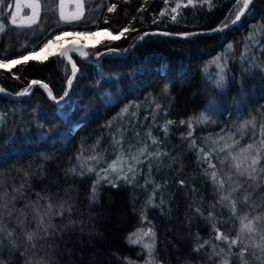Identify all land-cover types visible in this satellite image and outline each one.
<instances>
[{"label": "trees", "instance_id": "trees-1", "mask_svg": "<svg viewBox=\"0 0 264 264\" xmlns=\"http://www.w3.org/2000/svg\"><path fill=\"white\" fill-rule=\"evenodd\" d=\"M56 1L40 0L35 24L17 26L0 20L6 29L0 33V58L29 55L62 31L104 29L118 36L131 24L136 31L117 40L102 39L89 48L125 49L146 30L184 33L220 26L226 17L233 19L243 3L234 7L237 0H195L192 5L187 0H168L166 6L164 0H83L80 21L59 29L50 28L54 22L43 26L39 20L55 18L48 9H54ZM178 2L181 7L171 13ZM112 4L116 8L108 12ZM250 9L237 26L221 33L189 40L152 36L130 55L96 63L77 61L78 75L61 107L50 104L39 89L18 100L0 96V227L4 229L0 264H223L225 258L228 264H264L251 248L242 261L238 253L243 243L228 254V244L215 239L213 228L215 224L229 239L235 238L238 217L245 213L261 217L264 226L263 175L251 186L228 162L220 165L225 153L213 151L218 149V137L238 135L246 121L255 118L260 136L264 126V70L258 66L264 61V45L247 39L250 33L264 38V0H254ZM229 43L234 48L220 57L219 64L227 61V67L218 86L220 69L213 60L225 53ZM245 44L250 49L242 58ZM67 73L65 60L54 52L43 60L29 58L0 70V85L14 93L40 80L58 97ZM126 105L129 112L114 119ZM58 110L68 111L63 119ZM201 114L206 123L198 122ZM190 119L193 129L188 137L187 124L180 121ZM169 120L174 123L165 134ZM149 131L157 144H152ZM113 135L122 138L129 163L135 162L127 154H138L145 144L162 155L150 160L141 157L143 163L136 165L132 183L120 179L113 187L102 180L93 199L96 172L106 168L120 150L113 144ZM193 140L195 148L190 147ZM201 148L212 151V162L226 181L225 191L242 185L232 197L237 216L231 215L230 201L219 202L221 193L211 179L212 169L202 154L198 156ZM92 156L104 160L97 164ZM121 166L127 171V164ZM90 167L95 171L88 172ZM249 190L256 191L252 209L248 200L244 202ZM210 212L212 220L207 219ZM149 228L154 236L144 235ZM28 234H33L31 241ZM205 241L209 243L197 251ZM146 244L154 245L151 254ZM214 246L216 252L221 247L225 252L213 255Z\"/></svg>", "mask_w": 264, "mask_h": 264}, {"label": "snow or ice", "instance_id": "snow-or-ice-1", "mask_svg": "<svg viewBox=\"0 0 264 264\" xmlns=\"http://www.w3.org/2000/svg\"><path fill=\"white\" fill-rule=\"evenodd\" d=\"M53 2H55V0H53ZM195 0H187V3L189 5L194 4ZM208 2L210 3V0H201V3H205ZM254 0H243V7H239L238 11L235 14V18L234 19H229V17L225 18V21H223L221 23L220 26L214 28L211 30L212 33H217V32H224L225 30L233 27L235 24L239 23L242 19V16L248 14L251 9H250V5L251 3H253ZM165 5L167 6L168 4V0H164ZM241 3V0H237V4L234 7H237L239 4ZM2 5H3V0H0V11H2ZM75 6H76V10L74 12H72L71 14L66 15L65 13V0H60V4H59V15H60V21L57 24V28L59 29V27L61 26V24H72L73 22H78L81 20L82 16L84 15V5H83V0H75ZM9 7H11V5H9ZM21 7L20 4V0H17L16 2V8L17 11H19ZM26 7L31 8V15L27 17L28 22L30 24H35L37 22V19L40 16V12H41V3L40 0H30V2L26 5ZM181 7V4L178 2L176 4V7L171 8V13H177V10ZM116 8L115 4H112L109 8H108V12H113ZM143 10V8H142ZM166 13L164 11L161 12V15H165ZM172 20L176 21V15H172ZM155 22V20H154ZM11 23L15 24L16 23V13L13 12L11 14ZM105 23H108V21L106 20ZM98 27V25H97ZM5 27L3 24H0V33H3L5 31ZM136 31L135 28L131 27V24L128 27L123 28L118 36H113V40H117L120 37H124L126 36V34L129 31ZM149 35V33H143L141 36L138 37V39H144L145 36ZM163 35H169V33H163ZM182 35L184 38H188L194 35H198L197 33H183L180 34ZM262 37H264V32H262ZM247 39L249 40H256V43L258 45H264V38L261 39H257L253 34H249V36L247 37ZM51 42V41H49ZM47 44L44 45V48H47ZM245 52L241 53L242 58L243 57H247L248 51L250 49V46L248 44H245ZM254 47V46H253ZM234 48V45L232 43H229L227 45L226 51L225 53H221L218 54L217 57L214 58L213 63H217V66L220 69L219 75H220V79L217 81V85L220 86L223 82H224V70L227 67V61H225L224 64H219V60L220 57L223 55H227L228 52H230L232 49ZM68 51H78L79 55L83 58H88L89 53L85 52L82 48L81 49H66L63 52L60 53V55L62 57L68 58ZM118 49L112 48V47H108L106 49L105 52H97L96 56L99 57L101 55H113L118 53ZM124 51H127V49H125ZM261 55L264 56V47L261 48ZM47 58V57H46ZM20 61H10V63L12 64H17ZM68 63H70L72 65L71 68V72L72 74L70 76L67 77V88L64 90V95L59 97V99H57V97H55L53 95V92L48 88L47 84H40L39 81L33 80L31 82V84L29 85L28 88L23 89L21 92L16 93L17 96H22V95H26L29 93L30 88L32 85H36V84H40V86L42 88H44L47 91L48 97L49 99L55 101L58 105L60 104L61 101H64L66 97L69 96L70 94V90L71 87L74 83V79L75 77L78 75L79 69L78 66L75 62H73L71 60V58H68ZM5 61L4 59L0 58V67H5ZM259 67H261L262 70H264V61H261L260 64L258 65ZM164 93L168 92V85L164 86L163 89ZM0 93H4L6 95H10V93H7L6 90L3 87H0ZM262 108H264V106H261ZM129 108L130 105H126L120 113H118L117 118H122L125 114H127L129 112ZM156 108L159 109L160 105L157 104ZM132 115H135V113H132ZM3 121V117L0 116V122ZM198 122L199 123H206L207 122V117L204 116L203 114H201V117L198 118ZM174 122L169 120L167 121V124L164 126V131L165 134H167L168 132V125L173 124ZM181 124H187L188 128H189V133H188V137L192 136V129H193V120L190 119L188 121H180ZM248 123H252L253 126H255V118H253L252 121H246L245 125H241V127H245L246 124ZM108 127H111V121L108 123ZM139 135V134H137ZM147 135L152 139V144L155 145L158 143L157 139L155 137H152V133L151 131H149L147 133ZM220 139L223 141L225 140L224 136H221ZM229 139H231V137H229ZM100 143V140H97V145ZM113 144L119 146V152L116 155V158L114 160H112V162L110 164H108V166L106 168L102 167L101 170L99 172H96V176L97 179L93 182L92 185V198L95 199L96 195H97V189L98 186L100 185V182L102 180H107L113 187L117 186L116 181L123 179L125 181H127L128 183H132V181H134L136 179V165L143 163V160H141V157H144L145 159H151L153 157H160L162 154L159 151H156L155 153L149 151V146L147 144H145L143 147L138 149V154L137 153H128V158L131 161H134L135 163H129V160L126 159V154H125V150L123 148V142H122V138L118 139L115 135H113ZM239 144V141H233V143L228 144L225 143L223 145V147H220L219 149H215L213 151H218L219 153H225L227 152V156H225L224 158L219 159V163L220 165H225L228 160L230 159L232 161L231 167L232 169H234L236 175L238 177H247V179L249 180H255L262 172H264V169H259L258 166L261 162V152L264 151V126L261 127V139L259 141V147H255L254 144L250 143L247 145V147L241 148L239 153H235L233 151H231L233 148H235V146ZM95 147V146H94ZM190 147L195 148L196 147V141L193 140ZM255 152V155H252V152ZM202 154L203 155V159L208 163V168L212 169L211 171V179L213 181V184L217 186V191H219L221 193L220 195V201L219 202H223V201H230L231 203V210H232V215L235 217L238 214V210H237V206H236V201L235 199H233V194L238 192V190L242 187L241 184L237 183L236 187L234 188H230L229 191H225L226 188V181L223 177L220 176L219 172L217 171V165L215 163L212 162V151H205L203 148H201L199 150L198 156ZM163 155H167V153H163ZM243 157V158H241ZM77 159L79 160L80 157L78 156ZM90 159L95 160L97 164H100L103 160L104 157L103 156H92L90 157ZM122 164H127V171L124 170V168L121 166ZM71 171L75 172L76 169H71ZM95 169L94 168H88V172H94ZM207 172V170H206ZM129 173H132V179L129 180ZM110 174H115V177L113 178ZM232 180V176L229 175L228 176V181ZM149 181L146 180V183H148ZM181 183L183 184V181H181ZM159 186H157L158 188ZM248 197L245 196L244 198V202L247 203ZM149 204L152 203L151 198L148 201ZM162 203V201H161ZM155 206V205H153ZM6 209V205L2 206ZM51 205H49V209H51ZM197 211L199 212L200 209H197ZM39 214V212L37 213ZM143 218V217H142ZM207 219L212 220L214 219L212 213H209V216L207 217ZM239 219V224H240V228L239 231L236 233V237L229 239L228 236H226L224 233H222L219 228L216 227L215 224H213V228L215 230V239L217 241H224L228 244V254H233L232 249L233 246H237L239 247L241 245V243H243V240L245 237L250 238L252 240V243H243V247H240V251L238 253L239 258L243 261L245 258V254L249 251V249L251 247L257 248L259 249L262 253H264V228H258L257 227V223L260 222L262 220L261 217L256 216L253 218H249L248 213H245L244 215H241L238 217ZM41 223H43V217H41ZM4 231L3 227H0V232ZM260 235V241L256 242L255 241V237L256 235ZM9 235H12V233H9ZM145 236L148 235H152L154 236L155 233L152 231L151 228L148 229L147 232L144 233ZM33 238V234H28L27 235V239L29 241H31ZM139 242L137 241H132V243H137ZM209 241H205L204 244H200L197 247V251L200 248H203L206 244H208ZM145 248L148 249L149 254H151L153 252V248L154 245H145ZM225 252L224 248L221 247L219 252L215 251V246H214V250H213V255L216 256H220L221 254H223ZM253 255H255V253H253ZM146 264H150V262H146ZM223 264H228L227 259L225 258L223 261ZM245 264H247V262L245 261Z\"/></svg>", "mask_w": 264, "mask_h": 264}, {"label": "rangeland", "instance_id": "rangeland-1", "mask_svg": "<svg viewBox=\"0 0 264 264\" xmlns=\"http://www.w3.org/2000/svg\"><path fill=\"white\" fill-rule=\"evenodd\" d=\"M16 2H17V0H9L5 4L2 5V11H0V20L1 21H7L8 24H12L11 23V14L13 12H15L16 13V23L12 24V25H17V26L30 25V23L28 22L27 17L31 15V11L32 10H31V8L26 7V5L30 2V0H20L21 7H20L19 11H17ZM59 4H60V0H57L54 9H50V10L48 9L49 14H51L50 16L51 17H55V18H53V19L44 18V20H39V22L42 21L43 26L51 24V23L54 22L55 24L54 25L52 24L53 26L51 25L50 28H56L57 27V24L60 21ZM9 5H11V7H9ZM75 10H76L75 0H65V13H66V15L71 14ZM46 11H47V9H46ZM4 18H6V20H4ZM61 25H64V24H61ZM64 32H66V31H62V32H59V33H56V34H60V33H64ZM67 32H68V30H67ZM69 32H70V30H69ZM71 32H72V30H71ZM83 32H89V31H83ZM90 32H96L97 33V38L94 41V43H92V45L89 46V48L90 47L93 48V46H95L97 44V42L102 40V39H106V38L112 39L113 38V35L110 34L108 31H106L104 29H97V30L90 31ZM56 34H53L52 36H54ZM52 36H50L49 38H51ZM47 40L48 39H46L44 41V43ZM44 43L36 51H33L29 55H24L23 57H21L19 59H16V60H4L7 63V66L0 67V70H9L11 68V66L14 65V64L10 63V61H23V60H26V59H29V58H31L33 60H43L46 57L51 56L54 52H59L60 53L59 48H58V49H54L52 51V53H50V54H48L46 56L36 57L35 53L46 44V43L45 44ZM91 51L92 52H98L100 50L95 51V50L92 49ZM63 59H64V57H63ZM75 61L77 62V61H80V60L75 59ZM67 68H68V65H67ZM61 71H62V69H61ZM68 71H69V68H68ZM62 111H64L65 113L68 112L67 110H62ZM58 116L63 119L62 114L58 113ZM224 137H225V140H223V141L220 139V137H218V139H216V146L218 147V149L220 147H223V145L225 143L231 144V143H233V141H239V144H237L235 146V148H233L231 150V151H233L235 153H239L241 148L247 147V145L250 144V143L254 144L255 147H259V141L261 139L260 134H258V128L256 126L250 125V123L246 124V126L243 127V128L240 127V131L238 132V135H234L233 136L232 134H228L227 136H224ZM229 137H231V139H229ZM252 155H255L254 151L252 152ZM225 156H227V152H225ZM261 157H262V159H261V162H260L258 168L259 169H264V151L261 152ZM241 158H243V157H241ZM228 163H229V166L231 167L232 161L230 159L228 160ZM232 170L234 171V169H232ZM262 175L264 177V172H262L255 180H249V179H247L246 176L242 177V178L245 179V181L248 184H250L251 186H255L259 181H261ZM254 195H256V191H251V190H249L247 192V194H246V196L248 197V207H250V209H252L251 207H252V204H253L252 202H253ZM249 218L251 219L253 217L249 216ZM257 227L258 228H264V226L261 224V221L257 223ZM239 228H240V226H239ZM255 241L256 242L260 241V235L259 234L256 235ZM243 243L251 244L252 240L250 238L245 237L244 240H243ZM251 249L254 250V252L258 255V258H260L263 261L262 263H264V253H262L259 249L254 248V247H251Z\"/></svg>", "mask_w": 264, "mask_h": 264}, {"label": "water", "instance_id": "water-1", "mask_svg": "<svg viewBox=\"0 0 264 264\" xmlns=\"http://www.w3.org/2000/svg\"><path fill=\"white\" fill-rule=\"evenodd\" d=\"M251 5H252V3H251ZM251 5H250V6H251ZM241 7H243V3H242V5H241ZM234 18H235V16H234ZM234 18H233V19H234ZM242 18H243V16H242ZM241 20H242V19H241ZM239 23H240V22H239ZM239 23L235 24L233 27H231V28H229V29L234 28V27L237 26ZM216 27H218V26H216ZM216 27H214V28H216ZM214 28H212V29H214ZM212 29L184 32V33H197V34H198V35H194V36H191V37H188V38H184L182 35H180V34H183V33H176V32H171V31L161 30V29L146 30V31L142 32L140 35H138V36L134 39V41H133V42H132L127 48H125V49H127V51H124L125 49L115 48V49H118L119 51H118V53L113 54V55H101V56L97 57V56H96V53H97V52H91L89 49H88V50L85 49V48H84L82 45H80V44H66V45L62 46V47L59 49V51H60V53H61V52H63V51L66 50V49H69V50H70V49H73V48H76V49H81V48H82L85 52H88V53H89L88 58H83V57H81V56L79 55V52H78V51H68V58H71V60H72L73 62H75V63H76L75 59H78V60L83 61V62H89V63L103 62V61H105V60H107V59H110V58L122 57V56L130 55V54H131V53H132V52H133V51H134V50H135V49H136V48H137V47H138V46H139V45H140L145 39H146V38H148V37L159 36V37H166V38H173V39L189 40V39H193V38L200 37V36H208V35H212V34L221 33V32L212 33V32H211ZM229 29H227V30H229ZM225 31H226V30H225ZM70 32H71V31H70ZM72 32H74V31H72ZM78 32H80V31H78ZM81 32H83V31H81ZM143 33H149V35L145 36L144 39H142V40H141V39H138V37L141 36ZM163 33H169V35H163ZM112 48H114V47H112ZM106 49H107V48H106ZM106 49L100 50V51H98V52H105ZM68 58H65V57H64V59H65L67 65H68L69 71H68V74L66 75V78H65V80H64V83H63V86H62L61 93H60V95L57 97V99H59V97H61V96L64 95V90L68 87V86H67V77L70 76V75L72 74V72H71L72 65H71L70 63H68ZM39 82H40V84H47V83H45L44 81H40V80H39ZM30 84H31V82H30L25 88H28ZM40 84L32 85L31 88H30L29 93L26 94V95H22V96H17V95H16V93L21 92L23 89H22L21 91H17V92L12 93V92H10V91H8V90H6V89L4 88V89L6 90L7 93H10V95H6V94H4V93H0V96L5 97V98H7V99H11V100H18V99H22V98H25V97L30 96L34 89H39V90L44 94L45 99H46L50 104L59 107V106L64 105V104L66 103L68 97H66L64 101H61L59 105H58L55 101L49 99L48 94H47V91H46L44 88H42V87L40 86ZM47 85H48V84H47ZM0 87H2V86L0 85ZM25 88H24V89H25ZM48 88L51 90V88L49 87V85H48ZM51 91H52V90H51ZM52 92H53V91H52ZM53 95H54V94H53Z\"/></svg>", "mask_w": 264, "mask_h": 264}, {"label": "bare ground", "instance_id": "bare-ground-1", "mask_svg": "<svg viewBox=\"0 0 264 264\" xmlns=\"http://www.w3.org/2000/svg\"><path fill=\"white\" fill-rule=\"evenodd\" d=\"M96 38H97L96 32H90V31L89 32H78V31H74V32L68 31L67 32L66 31L64 33L56 34V35L52 36L51 38H48V40L45 42L48 45L47 48H44V46H43L41 49H39L35 53V56L36 57L46 56V55L52 53V51L54 49H58V48L60 49L62 46L66 45V44H80L85 49L88 50L89 46H91L92 43H94ZM49 41H51V42H49ZM5 65L7 66L6 62H5ZM61 106H63V105H61ZM61 106H59V107H61ZM58 113L62 114L63 117L66 115V113L62 110H58Z\"/></svg>", "mask_w": 264, "mask_h": 264}]
</instances>
